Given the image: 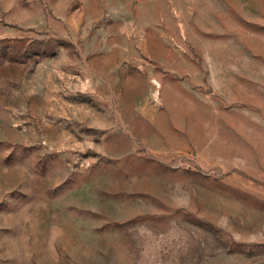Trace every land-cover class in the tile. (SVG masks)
Wrapping results in <instances>:
<instances>
[{
    "label": "rangeland",
    "instance_id": "obj_1",
    "mask_svg": "<svg viewBox=\"0 0 264 264\" xmlns=\"http://www.w3.org/2000/svg\"><path fill=\"white\" fill-rule=\"evenodd\" d=\"M0 264H264V0H0Z\"/></svg>",
    "mask_w": 264,
    "mask_h": 264
}]
</instances>
